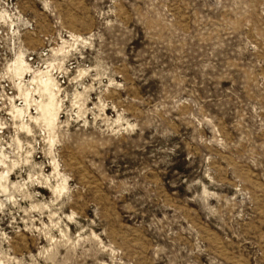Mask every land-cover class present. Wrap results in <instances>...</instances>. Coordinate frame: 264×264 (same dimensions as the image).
<instances>
[{"label":"rangeland","instance_id":"374dc122","mask_svg":"<svg viewBox=\"0 0 264 264\" xmlns=\"http://www.w3.org/2000/svg\"><path fill=\"white\" fill-rule=\"evenodd\" d=\"M0 11L61 105L7 125L1 264H264V0Z\"/></svg>","mask_w":264,"mask_h":264},{"label":"bare ground","instance_id":"6f19581e","mask_svg":"<svg viewBox=\"0 0 264 264\" xmlns=\"http://www.w3.org/2000/svg\"><path fill=\"white\" fill-rule=\"evenodd\" d=\"M0 13L1 16H3L2 14L8 15L7 12L4 13L0 11ZM20 52V46L18 43L12 63H9L6 67L7 70H5L8 73V77L13 81L17 90V94L22 100V104L20 106L12 103V106L7 109L10 114V119L7 120V124L14 125L16 130L13 132V137L10 144L15 143L16 147L18 148L21 147L22 142L19 141L17 137L22 124H26L25 120L40 118L43 119V123L46 127L51 128L58 118L61 106L55 97V90H58L59 88L56 84L57 82L50 73V69L47 68L34 71V69L31 67V64L25 61L22 54H19ZM24 56H26V54ZM27 58L29 61V56ZM49 66H52L51 62L48 63L46 67ZM26 72H30V75L33 72L32 78H28V81L25 80ZM30 82H35L37 84L35 86L33 85V88H31V86H29ZM39 89H41V92L44 94V99H42V97L38 94L37 90ZM32 92L38 94V97H35V94L32 95ZM37 111L38 115L35 117L34 115L37 113ZM15 119H20V121L17 122ZM6 152V145L4 146L3 144H0V165L19 163L18 159L9 158V155ZM7 174L8 170L0 171V187L3 190L6 188L4 182L8 180Z\"/></svg>","mask_w":264,"mask_h":264},{"label":"built area","instance_id":"2783aa9c","mask_svg":"<svg viewBox=\"0 0 264 264\" xmlns=\"http://www.w3.org/2000/svg\"><path fill=\"white\" fill-rule=\"evenodd\" d=\"M5 5L10 9L11 0H5ZM12 26L11 23L5 26L0 20V143L3 145L8 135L6 130L8 125L7 120L10 119V114L7 109L12 106V103L17 106L22 104V100L17 94L13 81L5 71L7 70V65L12 63V58L14 57L18 44L17 33L15 30V32L12 30ZM6 146L9 148L8 144Z\"/></svg>","mask_w":264,"mask_h":264}]
</instances>
